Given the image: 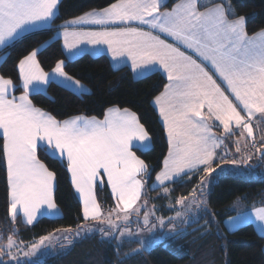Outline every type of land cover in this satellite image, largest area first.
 <instances>
[{"label":"snow or ice","instance_id":"obj_1","mask_svg":"<svg viewBox=\"0 0 264 264\" xmlns=\"http://www.w3.org/2000/svg\"><path fill=\"white\" fill-rule=\"evenodd\" d=\"M165 2L115 0L99 12L87 13L57 28L63 47L70 54H75L82 42L106 45L112 59L130 61L137 76L144 77L155 65L166 74L168 83L153 101L169 146L163 169L155 177L159 186L201 168L210 176L223 164H237L235 159H217L215 149L222 138L214 135L213 126L216 122L222 126L224 138L234 134L233 126L241 130V136L246 133L250 138L252 118L256 114L264 117V32L259 34V41L249 37L245 18L234 16L228 0H180L169 10L161 11ZM58 5L59 0H0V46L22 39L25 34L51 30L58 18ZM81 24L97 25L101 30H68ZM144 26L149 30H144ZM161 34L173 43L162 39ZM39 52L37 47L18 61L21 95H14L17 85L11 78L0 75V161L5 169L10 218L15 220L22 212L31 225L41 209H56V173L40 159L43 153L50 159H66L71 183L83 202L84 219L107 220L109 230L99 229L105 236L131 238L126 227L121 230L113 222L112 213L120 219L117 210L123 205L125 224L130 223L128 210L139 214L140 209L133 205L146 183L141 177L150 173L149 165L133 148L143 150L149 133L136 113L128 109L109 108L103 119L77 116L59 121L34 106L30 93L40 92L50 76L61 77L83 89L65 71L64 60H58L51 73L44 71L37 58ZM257 126L261 131L260 144L264 146V126L259 122ZM236 143L239 145V141ZM105 183L117 201L107 215L95 192ZM204 183L201 179L200 189ZM168 191L164 187L165 195ZM196 191L193 190L191 204L199 207ZM185 202L183 197L176 201L179 205ZM186 214L178 211L176 217ZM249 219L247 213H240L232 218V226L238 227ZM255 220L264 225V208L256 209ZM158 223L163 227L165 221L159 218ZM143 224H150L147 213ZM49 239L41 237L23 255L34 254ZM14 247L17 245L11 237L7 245H0V264H6L4 256L9 257L7 264H21L12 254Z\"/></svg>","mask_w":264,"mask_h":264},{"label":"trees","instance_id":"obj_2","mask_svg":"<svg viewBox=\"0 0 264 264\" xmlns=\"http://www.w3.org/2000/svg\"><path fill=\"white\" fill-rule=\"evenodd\" d=\"M177 1L179 0H168L162 9L171 8ZM114 2L115 0H60L58 18L51 30L25 34L22 39L11 42L0 51V75L11 78L17 85L15 94H19L22 89L18 81L17 66L23 56L39 47L37 58L46 72L52 70L58 60H64L67 74L87 86L89 92L77 94L51 81L45 92L30 94L33 105L57 120L74 116L102 119L106 110L112 107L136 113L151 140L150 149L133 151L149 165L148 189L152 203L159 207L158 211L162 209L161 213L168 216L170 211L165 208L168 202L176 203L177 199L187 198L194 189L197 190L196 194L206 189L208 207L217 222L209 223L208 230L202 224L205 210H199V220L189 227H200L197 226L186 235L169 238L150 250L141 249L138 242L119 243L113 237L105 239L101 233H91L74 238L65 251L37 259V264H264V237L252 224L240 226L232 232L225 231L223 226V220L231 214L230 208L235 200L240 198L246 204L264 200V176L218 177L222 165L210 176L200 169L179 178L165 186L169 190L166 195L164 188L151 189L168 150L164 128L152 105L153 99L164 89L166 79L159 73L135 79L127 67L113 68L104 55L95 57L85 54L75 60L65 57L61 41L56 35L57 27L88 11L104 9ZM228 2L235 17L245 18L248 35L264 30V0ZM213 129L224 139L227 151L232 152L239 134L224 138L219 127L213 126ZM40 159L56 173L54 202L61 215L56 218L43 216L31 226L24 224L20 216L15 220L10 219L5 198V169L0 161V243L8 241V236L12 234L18 243L28 244L55 230L72 229L83 222L81 204L74 195L65 161L50 159L43 153L40 154ZM201 179L208 183L202 189L199 187ZM98 191L100 201L111 202L108 188ZM14 225L17 233L13 231Z\"/></svg>","mask_w":264,"mask_h":264},{"label":"rangeland","instance_id":"obj_3","mask_svg":"<svg viewBox=\"0 0 264 264\" xmlns=\"http://www.w3.org/2000/svg\"><path fill=\"white\" fill-rule=\"evenodd\" d=\"M2 58H0L1 61ZM51 73L50 71H47ZM50 78L58 79L59 81H62L61 77H52ZM76 80V79H74ZM81 83V82H80ZM83 84V83H81ZM60 85V84H59ZM84 85V84H83ZM21 87V86H20ZM87 88V86H86ZM22 89V87H21ZM47 89V88H46ZM88 89V88H87ZM23 91V89H22ZM42 91V90H41ZM40 91V92H41ZM46 91V90H45ZM44 91V92H45ZM89 92V89H88ZM36 93V92H34ZM33 93V94H34ZM39 93V92H38ZM15 94L14 95H21ZM79 94V93H77ZM82 94V93H81ZM84 94V93H83ZM76 117V116H74ZM63 121V120H59ZM261 135H259L256 140L254 141L257 145L260 143ZM240 141V140H239ZM255 144V146H256ZM237 147H235L234 153H230L228 155V160L235 159L237 160V164L233 165L231 163L223 164L221 167L223 170L220 168V172L218 173V177H223V176H233V177H241V178H259L264 176V156L261 155L262 152H264V146L259 145L258 146V152L252 153L248 148L243 149L242 144L239 146V149H241L239 152L237 151ZM257 147V146H256ZM255 147V148H256ZM254 154V155H253ZM250 157V158H249ZM150 172V170H149ZM71 176V174H70ZM148 176L145 175L142 176L141 179L145 180L146 183L144 184L143 190H142V195L140 199L133 205L134 208H139V214L137 215L135 212L132 210H128L130 213L129 220L130 223L125 224L122 220V217L124 215V212L121 211L123 209V205H120V209L117 211L119 212L120 219H117V214L114 212L112 213V220L115 224L120 226V229L123 230L125 227L128 229L129 232H131L132 236L131 238H128L127 236L120 237L119 239L115 238L117 242L122 243V242H138L139 247L144 250H150L153 247L164 243L166 240L169 238L175 237V236H181V235H186L192 231H194L197 226L200 227V225L197 226H190L192 225L196 220H199V210H205L203 212V222L202 224L205 225V227L209 230L208 224L209 223H216V219L214 215L210 212L209 207H208V196L206 193V189L204 191H201L200 193L196 194L197 200L200 202L199 207L195 204H191V201L193 199V195H189V197L186 198V202L184 205H179L174 202H168L165 205V208L167 211H170L169 215H163L161 213L160 209L158 211V206L152 203V197L149 193L148 189ZM208 184V183H207ZM206 182L204 185H206ZM108 188L109 186L105 183L102 187H97L95 189L96 192V198L98 203L101 206L102 212L104 215H107L109 213L110 209H113L116 207L117 201L113 198L112 193L109 191L108 192L112 198L111 202L108 203L107 201H100L98 199V190H104ZM205 187V188H206ZM55 189V186H54ZM73 192L75 197L80 201L81 203L82 200L79 196V194L75 191L74 185H73ZM178 200V199H177ZM176 200V201H177ZM190 205V207H189ZM258 208H264V200L258 202V203H252V204H246L244 203L240 198L235 200L230 208L231 214L226 217L223 220V226L225 231L227 232H232L239 228L240 226L246 225V224H252L254 228L260 232L261 234L264 235V225L261 223L257 222L255 220V211ZM187 212L186 215H182L181 217H176V212ZM209 216H207V213ZM149 215V220L150 224L148 226H145L143 224L144 216L145 214ZM240 213H247L250 219L244 223L239 225L238 227H233L232 226V218L236 217ZM58 215V216H57ZM61 215V211L59 208L56 206V209L54 211L47 210L46 208L41 209V212L37 215V219L33 222V224L41 217H51V218H56ZM10 216V215H9ZM17 216H20L21 221L26 224L27 226H31L27 224L26 218L23 216L22 212L18 213ZM16 216V217H17ZM83 222L78 224L75 228L72 229H58L55 230L54 232L48 234L47 236L50 237L49 240L45 241L43 244H41L37 250L35 251L34 254L25 257L23 253L28 252L30 250V247L34 243H39L40 238L34 240L31 243L28 244H21L16 241V237L12 236L10 234L8 236L11 237L13 241L16 242L17 247H14L11 251L13 255H16L20 261L21 264H25L27 261V264H37V259L39 258H45L47 256H54L56 255V252H62L65 251L66 249L69 248L71 245V242L74 238L82 237L83 235H89L91 233H101L99 229L103 228L105 232L109 230L108 228V222L107 220H94V219H84L83 215ZM163 218L165 221V224L163 227L160 226L158 223V219ZM175 218V219H171ZM11 219V218H10ZM171 219V223H168V221ZM183 224V225H182ZM152 225H155V227H152ZM179 225V226H178ZM15 233H17L16 226L14 225V230ZM224 230H222L223 232ZM103 234V233H101ZM117 236H119V232L116 233ZM103 237L105 239H110L112 236H105L103 234ZM163 237V239H161ZM2 239V236L0 235V240ZM142 242V243H141ZM8 241L4 243H0V245H7ZM3 259L5 260L6 264L7 261L9 260L8 256H4Z\"/></svg>","mask_w":264,"mask_h":264},{"label":"crops","instance_id":"obj_4","mask_svg":"<svg viewBox=\"0 0 264 264\" xmlns=\"http://www.w3.org/2000/svg\"><path fill=\"white\" fill-rule=\"evenodd\" d=\"M60 1V0H59ZM168 0H166V2H167ZM166 2H165V4H166ZM180 2V0L179 1H177L176 3H179ZM200 2L201 3H204V2H206V0H200ZM217 2H219V0H217ZM175 3V4H176ZM229 3V2H228ZM174 4V5H175ZM173 5V6H174ZM172 6V7H173ZM171 7V8H172ZM170 8H168V9H160L161 11H166V10H169ZM101 10H103V9H100V10H91V11H88V12H86V13H84V14H82V15H80L79 17H81V16H83V15H85V14H87V13H90V12H99V11H101ZM232 11V10H231ZM57 12H58V10H57ZM232 13H233V11H232ZM79 17H77V18H79ZM77 18H74V19H77ZM74 19H72V20H74ZM72 20H69V21H72ZM69 21H67V22H69ZM66 23V22H65ZM64 23V24H65ZM64 24H62V25H64ZM61 26V25H60ZM133 26H135V25H133ZM58 28V27H57ZM69 31H99V30H101V27L100 26H97V25H90V24H81V25H72L71 27H69V29H68ZM144 30H149L148 29V27L147 26H144ZM62 31V30H61ZM262 32H264V30H261V31H258L257 33H255V34H253V35H248L249 37H256L257 38V41H259V34L260 33H262ZM56 35H57V37L60 39V41H61V46H62V49H63V52H64V55H65V57L68 59V60H75V59H77V58H79V57H81L82 55H85V54H87V55H90V56H100V55H104V56H106L107 58H108V60H109V62H110V64H111V66L113 67V68H122V67H127L130 71H131V73H132V76L135 78V79H139V78H142V77H140V76H137L132 70H131V62L130 61H128L127 59H120V60H113L112 59V57H111V54L110 53H108L107 51H106V45H91V44H88L87 42H82L80 45H78V49L77 50H75V54H70L69 52H68V50L67 49H65L64 47H63V38H62V35L60 34V33H58L57 32V30H56ZM161 38L162 39H166L167 40V42H169V43H173V41L171 40V38H168V37H166V36H164L163 34H161ZM11 43V42H10ZM9 43V44H10ZM9 44H7V45H9ZM7 45H4V46H0V51L3 49V48H5ZM97 49H99V51H97ZM151 73H159V74H161L165 79H166V83H168V81H167V78H166V74L163 72V70L162 69H160L159 68V65H155V66H153V68H152V70L150 71V72H148V73H146L145 74V76L146 75H149V74H151ZM74 80V79H73ZM51 81H53V82H55V83H57V84H60V85H62V86H64V87H66V88H68V89H70V90H72L73 92H75V93H79V94H83V93H87L88 92V89L86 88V86L85 85H83V84H81L80 83V85H82L83 86V89H80V88H77L71 81H66V80H64L63 78H62V81H59L58 79H54V78H50L49 79V82L47 83V84H44V85H41V92H44L45 90H46V88H47V86H48V84L51 82ZM219 82V81H218ZM222 87H223V85H222ZM163 91V90H162ZM161 91V92H162ZM30 94H32V93H30ZM160 94V93H159ZM158 94V95H159ZM17 96H19V95H17ZM153 101H154V99H153ZM153 101H152V105H153V107H154V109H155V111H156V113H157V116H158V119H159V121H160V123H161V125H162V121H161V119H160V117H159V115H158V108L156 107V106H154V103H153ZM108 110V109H107ZM106 110V111H107ZM123 110V109H122ZM242 115H244V113H242ZM77 117V116H76ZM82 117H85V116H82ZM72 118H75V117H72ZM72 118H68V119H72ZM86 118H93V117H86ZM103 119V118H102ZM246 119H247V117H246ZM66 120V119H65ZM258 122L259 123H261V125L262 126H264V117H261L260 116V114H256V116H254L253 118H252V120H251V124H252V126H253V136L252 137H247V135H246V133H245V135L244 136H241L240 135V132H241V130L240 129H237V128H235V126H233V133L234 134H236V133H238L239 134V136L236 138V140H235V142H234V145H235V147L236 146H241V144H242V147H243V149H247L248 148V145H249V147L250 148H248L252 153H256V151L258 152V146L259 145H261L260 143H258V145L256 144V148L254 147H252V144H253V142L256 140V138L259 136V135H261V131H260V127H258L257 126V124H258ZM210 123H211V121H210ZM163 126V125H162ZM214 126H217V127H219L221 130H222V132H223V135H225V133H224V131H223V128H222V126H220L219 125V123L218 122H216L215 123V125ZM165 131V130H164ZM212 131H213V133H214V135L215 136H217V137H220V138H222L220 135H218L215 131H214V129L212 128ZM233 134V135H234ZM165 136H166V140H167V134H166V131H165ZM240 140V141H239ZM237 141H239V145H237ZM167 144H168V141H167ZM250 144H251V146H250ZM227 146H226V144H225V141H224V139L222 138V143H221V145L218 147V148H216L215 149V152H216V156H217V159H220V158H224V157H226V158H228V155L230 154V153H234V150H235V148H234V150L232 151V152H228L227 151V148H226ZM151 148V140H150V138H149V140L146 142V145H145V147H144V149L143 150H140V151H146V150H148V149H150ZM136 148H133V150H135ZM168 150H169V146H168ZM168 150H167V153H166V156H167V154H168ZM241 150V149H240ZM239 152V151H238ZM253 154V155H254ZM166 156H165V158H166ZM165 158H164V160H165ZM164 160H163V163H164ZM64 161H65V163H66V165H67V162H66V159H64ZM163 163H162V167H161V170L163 169ZM202 169V168H201ZM160 170V171H161ZM159 171V172H160ZM198 171V170H197ZM158 172V173H159ZM193 172H196V171H193ZM192 172V173H193ZM69 173V172H68ZM157 173V174H158ZM156 174V175H157ZM156 175H155V177H156ZM183 176H186V175H182L181 177H183ZM155 177H154V179H153V182H152V184H151V189H162V188H164L165 186H167L168 184H170V183H172V182H169V183H167L166 185H164V186H159L158 184H157V182L155 181ZM180 177V178H181ZM69 179H70V182H71V176H70V173H69ZM71 185H72V188H73V184L71 183ZM54 186H55V184H54ZM154 186H155V188H154ZM108 189H109V191H110V187H108ZM111 192V191H110ZM80 202V201H79ZM80 204H81V214L83 215V211H82V209H83V203H81L80 202ZM58 216V215H57ZM256 230V229H255ZM257 231V230H256ZM258 232V231H257ZM259 234H261L260 232H258ZM263 237H264V235L263 234H261Z\"/></svg>","mask_w":264,"mask_h":264},{"label":"built area","instance_id":"obj_5","mask_svg":"<svg viewBox=\"0 0 264 264\" xmlns=\"http://www.w3.org/2000/svg\"><path fill=\"white\" fill-rule=\"evenodd\" d=\"M250 146H251V144H250ZM252 147L254 148L255 146H253V144H252Z\"/></svg>","mask_w":264,"mask_h":264}]
</instances>
